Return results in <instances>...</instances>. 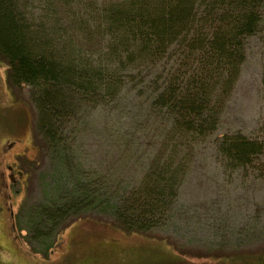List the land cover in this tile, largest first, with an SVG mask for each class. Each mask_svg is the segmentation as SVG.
I'll use <instances>...</instances> for the list:
<instances>
[{
  "label": "rangeland",
  "instance_id": "rangeland-1",
  "mask_svg": "<svg viewBox=\"0 0 264 264\" xmlns=\"http://www.w3.org/2000/svg\"><path fill=\"white\" fill-rule=\"evenodd\" d=\"M125 1L24 0L21 9L29 30L40 33V27L54 46L64 48V55L72 58L68 50L105 53L116 46L101 13ZM182 51L183 46L175 45L160 67L144 65L143 74L147 79L160 77L179 61ZM86 54L96 63L97 52ZM132 57L118 54L110 62H100L114 75L117 95L113 92L102 102L84 99L77 105L75 123L64 130L70 146L63 161L62 141L58 151L40 152L30 88L11 85L6 81L5 64H0V264H168L228 254L254 264H259V256L264 259V178L255 170L247 175L224 169L221 156L208 143L193 146L176 197L163 220L146 234L116 227L106 204L94 210L90 207L71 224L73 217L67 223L60 221L57 236L49 231L51 240L57 241L48 255L39 254L43 245L30 239L27 246L20 238L27 229L25 215L30 217L27 209L49 204L51 195L62 194L58 191L65 190L72 170L85 181L102 182L114 196L115 185L122 191L136 186L146 172L148 158L166 144L171 147L166 115L151 107L148 82L142 75L133 82L138 84L130 82L127 69L134 67L128 63ZM192 60L199 71V58ZM183 69L185 76L193 71L188 66ZM263 74L264 31L246 39L245 60L225 107H220L214 136L239 131L264 140ZM59 128L62 136V124ZM58 186L62 188L57 191Z\"/></svg>",
  "mask_w": 264,
  "mask_h": 264
},
{
  "label": "trees",
  "instance_id": "trees-1",
  "mask_svg": "<svg viewBox=\"0 0 264 264\" xmlns=\"http://www.w3.org/2000/svg\"><path fill=\"white\" fill-rule=\"evenodd\" d=\"M23 2L0 0V64L6 66V81L30 88L41 153L58 151L62 141V161L66 160L70 144L65 143V127L75 123L76 107L84 99L102 102L114 92V75L100 62H110L118 54L133 55L128 60L134 66L127 69L130 82L137 75L148 82L151 107L158 114L161 110L165 113L171 137L170 148L166 144L148 158L146 172L137 185L123 191L115 185L114 196L102 182L85 181L72 170L70 186L65 185L61 192L62 186L57 187L62 194L57 193L56 198L51 195L49 204L27 209V229L19 236L26 245L30 239L43 245L40 253L27 247L30 251L48 255L57 241L51 240L49 231L57 236L60 221L67 223L73 217L71 224L90 207L94 210L106 204L116 227L126 233L146 234L163 220L176 197V186L187 174L185 161L194 145L213 144L224 169L247 175L249 170H255L264 178L263 139L239 131L214 136L220 107H225L245 60L246 39L264 31V0H126L101 13L106 32L116 46L105 53L96 49L68 50L73 52L72 58L64 55L67 50L54 46L53 39L46 38L39 26L40 33L29 30L30 24L25 22V11L21 9ZM175 45L184 49L183 54L179 53V61L174 65L171 62L160 77L149 75L147 79L144 65L160 67L168 59L166 54L175 51ZM94 52L98 53L96 63L86 54ZM105 56L108 57L102 61ZM195 57L199 58V71L193 68ZM183 66L193 71L185 76ZM258 260L264 264L261 256ZM168 264L254 263L228 254L224 258L197 256Z\"/></svg>",
  "mask_w": 264,
  "mask_h": 264
},
{
  "label": "flooded vegetation",
  "instance_id": "flooded-vegetation-1",
  "mask_svg": "<svg viewBox=\"0 0 264 264\" xmlns=\"http://www.w3.org/2000/svg\"><path fill=\"white\" fill-rule=\"evenodd\" d=\"M30 160V159H29ZM28 163V162H27ZM22 174H23V172H22V170H21V176H22ZM16 191V190H15Z\"/></svg>",
  "mask_w": 264,
  "mask_h": 264
}]
</instances>
